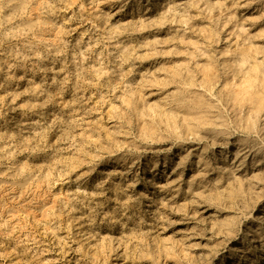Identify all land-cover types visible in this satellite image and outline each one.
I'll return each instance as SVG.
<instances>
[{
    "label": "rangeland",
    "instance_id": "374dc122",
    "mask_svg": "<svg viewBox=\"0 0 264 264\" xmlns=\"http://www.w3.org/2000/svg\"><path fill=\"white\" fill-rule=\"evenodd\" d=\"M0 264H264V0H0Z\"/></svg>",
    "mask_w": 264,
    "mask_h": 264
}]
</instances>
